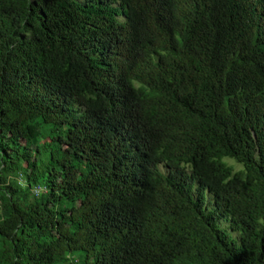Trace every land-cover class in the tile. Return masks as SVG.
<instances>
[{"label": "trees", "instance_id": "16d2710c", "mask_svg": "<svg viewBox=\"0 0 264 264\" xmlns=\"http://www.w3.org/2000/svg\"><path fill=\"white\" fill-rule=\"evenodd\" d=\"M258 216L264 0H0V264H264Z\"/></svg>", "mask_w": 264, "mask_h": 264}, {"label": "clouds", "instance_id": "9594fccd", "mask_svg": "<svg viewBox=\"0 0 264 264\" xmlns=\"http://www.w3.org/2000/svg\"><path fill=\"white\" fill-rule=\"evenodd\" d=\"M130 83L134 88L138 89L140 87V85L135 79L131 80ZM221 159H222V162L227 160L228 161L227 166L231 168V174L228 179H231L233 176H235L238 173L244 174V175L247 174V168H246V164L244 161L238 160L235 156L221 158ZM180 167L188 171L190 170L191 165L188 163L181 162ZM225 183H227V180L225 181ZM255 223L257 225V229H256L257 231L264 229V216L256 217Z\"/></svg>", "mask_w": 264, "mask_h": 264}, {"label": "rangeland", "instance_id": "374dc122", "mask_svg": "<svg viewBox=\"0 0 264 264\" xmlns=\"http://www.w3.org/2000/svg\"><path fill=\"white\" fill-rule=\"evenodd\" d=\"M45 130H46V129H43V130H42V133H43ZM226 157H227V156H225V157H223V158H226ZM225 161L228 162L227 160H225ZM74 256L77 257V256H79V254H78L77 252H75V253H74Z\"/></svg>", "mask_w": 264, "mask_h": 264}]
</instances>
